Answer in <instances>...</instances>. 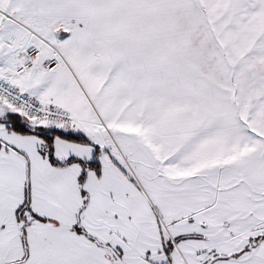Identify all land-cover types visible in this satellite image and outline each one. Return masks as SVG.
Masks as SVG:
<instances>
[{"label":"snow or ice","instance_id":"6c2138e0","mask_svg":"<svg viewBox=\"0 0 264 264\" xmlns=\"http://www.w3.org/2000/svg\"><path fill=\"white\" fill-rule=\"evenodd\" d=\"M0 264H264V0H0Z\"/></svg>","mask_w":264,"mask_h":264}]
</instances>
